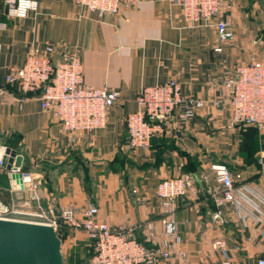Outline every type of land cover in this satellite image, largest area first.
Here are the masks:
<instances>
[{
  "label": "crops",
  "instance_id": "obj_1",
  "mask_svg": "<svg viewBox=\"0 0 264 264\" xmlns=\"http://www.w3.org/2000/svg\"><path fill=\"white\" fill-rule=\"evenodd\" d=\"M37 1V12L11 18L0 0V85L34 48L51 44L56 59L65 51L79 55L87 84L117 90L120 98L108 110L104 128L72 141L38 98L20 103L0 97V145L24 157L22 172L40 183V199L26 189L13 190L7 169L0 197L28 211L53 202L58 213L93 203L101 220L133 228L139 241L154 248L165 237L159 183L197 175L199 182L194 178L186 196L176 200L177 250L186 258L160 264H256L264 256V134L233 127L229 109H217L213 101L221 98L226 67L264 62V0H228L225 19L234 40L221 54L215 52V26L188 24L174 0H139L135 9L101 18L74 0ZM169 80L180 84L182 96L206 100L205 108L185 124L179 123L177 108L163 138L146 149L129 148L126 119L137 110L138 93ZM214 164L230 169L236 187L224 224L213 221L221 188ZM62 232L63 247L88 241L65 225Z\"/></svg>",
  "mask_w": 264,
  "mask_h": 264
},
{
  "label": "built area",
  "instance_id": "obj_2",
  "mask_svg": "<svg viewBox=\"0 0 264 264\" xmlns=\"http://www.w3.org/2000/svg\"><path fill=\"white\" fill-rule=\"evenodd\" d=\"M74 2L85 12L100 18L108 14L118 15L123 8L135 9L139 4V0ZM174 3L180 6L188 24L215 26L219 39L216 53H223L224 46L234 40L230 21L225 19V13L231 8L228 0H174ZM3 4L7 16L11 18H27L39 9L37 0H3ZM2 27L0 24V29ZM56 54L57 50L51 44L34 48L21 67L10 69L4 84L0 85V97L20 103L38 98L41 109L60 124L72 141L79 133L91 138L94 132L105 127L107 112L118 102L120 93L109 87L98 88L87 84L83 77L82 60L77 53L65 51L59 59L55 58ZM221 86V98L214 100L213 105L217 109H229L233 127L250 126L264 134V62L253 59L233 69L226 67ZM135 101L137 110L126 119L127 145L131 149L149 148L154 139L163 138L177 108L180 109L178 121L185 124L207 104L204 99L182 96L181 86L176 80L142 88ZM7 148L0 145V178L6 169ZM212 170L221 184L216 192L213 221L224 224L225 208L236 200L234 177L224 164H214ZM12 173H21L24 184L29 180L26 190L32 192L36 200L40 199V183L33 179L31 173L22 172V169H13ZM193 182V175L182 174L159 183L156 194L165 209L161 219L165 237L154 248L139 241L133 228L112 227L101 220L99 208L93 203L82 208L67 207L58 213L53 202L46 209L28 211L0 197V220L45 224L52 227L61 239L64 238L63 225L72 231L82 232L93 248L91 264H160L175 256L186 258L185 253L177 250L180 242L175 219L176 200L186 196ZM217 244L221 245V242ZM256 264H264V256Z\"/></svg>",
  "mask_w": 264,
  "mask_h": 264
},
{
  "label": "water",
  "instance_id": "obj_3",
  "mask_svg": "<svg viewBox=\"0 0 264 264\" xmlns=\"http://www.w3.org/2000/svg\"><path fill=\"white\" fill-rule=\"evenodd\" d=\"M5 167L14 190L24 191L29 180L13 169H22L24 157L11 147L6 150ZM199 182L198 176H194ZM33 196V193L30 192ZM63 240L48 225L20 221L0 220V264H64ZM82 264H91V260Z\"/></svg>",
  "mask_w": 264,
  "mask_h": 264
},
{
  "label": "rangeland",
  "instance_id": "obj_4",
  "mask_svg": "<svg viewBox=\"0 0 264 264\" xmlns=\"http://www.w3.org/2000/svg\"><path fill=\"white\" fill-rule=\"evenodd\" d=\"M0 187H4V181L0 182ZM64 264H82L90 260L93 255V248L87 240L78 242L77 245L70 247L69 244L63 247Z\"/></svg>",
  "mask_w": 264,
  "mask_h": 264
},
{
  "label": "trees",
  "instance_id": "obj_5",
  "mask_svg": "<svg viewBox=\"0 0 264 264\" xmlns=\"http://www.w3.org/2000/svg\"><path fill=\"white\" fill-rule=\"evenodd\" d=\"M93 256V255H92ZM92 256H91V258H92ZM91 258H90V260H91Z\"/></svg>",
  "mask_w": 264,
  "mask_h": 264
},
{
  "label": "clouds",
  "instance_id": "obj_6",
  "mask_svg": "<svg viewBox=\"0 0 264 264\" xmlns=\"http://www.w3.org/2000/svg\"><path fill=\"white\" fill-rule=\"evenodd\" d=\"M34 6V5H33Z\"/></svg>",
  "mask_w": 264,
  "mask_h": 264
}]
</instances>
